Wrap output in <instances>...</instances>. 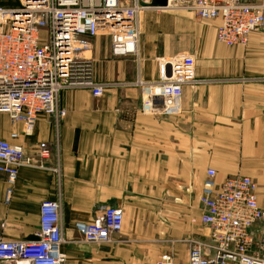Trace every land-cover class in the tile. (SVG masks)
<instances>
[{
  "label": "crops",
  "instance_id": "crops-1",
  "mask_svg": "<svg viewBox=\"0 0 264 264\" xmlns=\"http://www.w3.org/2000/svg\"><path fill=\"white\" fill-rule=\"evenodd\" d=\"M138 25L136 56L114 55L106 35L90 38L92 78L106 83L101 95L61 91L65 115L38 114L28 135L22 123L0 115V138L18 132L11 141L27 152L48 141L47 165L57 169L20 167L8 201L1 174L5 239L35 238L40 203L56 200L64 264H154L165 252L173 264H188V240L208 241L200 196L210 168L217 182L251 177L264 209V28L246 44L225 45L217 40V21L184 9L142 10ZM180 53L194 57L198 82L183 86L170 112L149 113L136 81L156 79L159 62ZM103 205L122 210V229L109 242H85L74 223L92 221ZM250 231V253L264 258V225Z\"/></svg>",
  "mask_w": 264,
  "mask_h": 264
},
{
  "label": "built area",
  "instance_id": "built-area-1",
  "mask_svg": "<svg viewBox=\"0 0 264 264\" xmlns=\"http://www.w3.org/2000/svg\"><path fill=\"white\" fill-rule=\"evenodd\" d=\"M179 8L202 20L217 21L216 37L225 45L246 44L251 32L264 28V0H17L0 3V113L11 124L22 123L23 133L34 130L37 115L45 113L58 120L66 110L58 106L61 91L89 88L101 95L106 83L96 82L91 74L90 38L106 35L114 55H137L138 15L142 10ZM194 58L176 55L159 62L153 80L136 81L144 94V109L149 113H168L177 106L184 85L198 82ZM9 139L0 138V178L8 184V201L18 169L22 166L51 168L48 141L25 151ZM215 170H207L200 201L201 222L209 229L208 241L188 240V264H264V258L249 251L253 241L250 228L264 225V209L258 205L257 184L249 176L235 175L215 180ZM0 217V260L11 264H64V237L60 205L44 200L39 206V229L32 239L2 237ZM123 226L118 207L100 206L90 222L76 221L74 230L88 243L111 241ZM154 264H173L169 252Z\"/></svg>",
  "mask_w": 264,
  "mask_h": 264
},
{
  "label": "rangeland",
  "instance_id": "rangeland-1",
  "mask_svg": "<svg viewBox=\"0 0 264 264\" xmlns=\"http://www.w3.org/2000/svg\"><path fill=\"white\" fill-rule=\"evenodd\" d=\"M17 0H0V3H2V4H14L15 2H16ZM175 9H179V8H170V9H168V10H175ZM179 55H188V56H192V55H189V54H186V53H184V54H182V53H180ZM193 57V56H192ZM194 58V57H193ZM0 115H3L2 113H0ZM4 116V115H3Z\"/></svg>",
  "mask_w": 264,
  "mask_h": 264
},
{
  "label": "water",
  "instance_id": "water-1",
  "mask_svg": "<svg viewBox=\"0 0 264 264\" xmlns=\"http://www.w3.org/2000/svg\"><path fill=\"white\" fill-rule=\"evenodd\" d=\"M153 4H158L161 6H165L166 5V0H152Z\"/></svg>",
  "mask_w": 264,
  "mask_h": 264
}]
</instances>
